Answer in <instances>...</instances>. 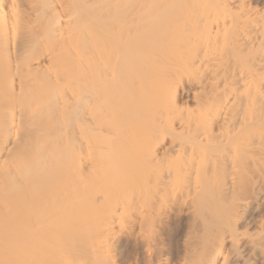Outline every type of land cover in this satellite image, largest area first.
Here are the masks:
<instances>
[{
	"label": "bare ground",
	"instance_id": "1",
	"mask_svg": "<svg viewBox=\"0 0 264 264\" xmlns=\"http://www.w3.org/2000/svg\"><path fill=\"white\" fill-rule=\"evenodd\" d=\"M0 264H264V0H0Z\"/></svg>",
	"mask_w": 264,
	"mask_h": 264
}]
</instances>
